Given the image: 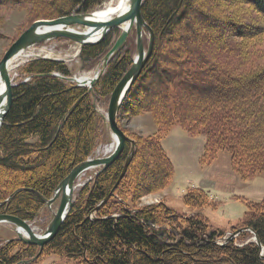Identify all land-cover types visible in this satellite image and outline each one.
<instances>
[{
  "label": "trees",
  "instance_id": "trees-1",
  "mask_svg": "<svg viewBox=\"0 0 264 264\" xmlns=\"http://www.w3.org/2000/svg\"><path fill=\"white\" fill-rule=\"evenodd\" d=\"M103 1L68 0V7L75 9L79 6L80 11L87 12ZM240 1L252 5L264 16V0ZM141 15L153 32L152 53L156 42L160 43V27L162 36H169L175 32L180 20L190 17L185 23L189 30L182 36L184 45L170 53L178 57V61L173 60V69L164 71L161 77L168 80V85L161 84L165 103L160 106L159 132H165L175 123L174 120L192 135L204 134L203 162L209 163L218 152L226 151L232 169L241 178L264 173V65L257 66L255 56V61L247 64L255 66L256 70L236 67L248 53L233 41L229 42V49L233 52H227L221 60H210L209 53L200 44L203 37L193 36L195 32L190 25L198 18L218 22L221 28L215 38L225 35V24L235 28L233 30L239 37L254 35L253 31L249 32L251 27L232 20H218L213 13L211 16L200 10L194 0H145ZM108 45L107 36L98 43L85 45L81 59L86 62L99 57ZM134 50L135 44H129L124 58L109 63L98 90L103 89L109 94L113 91L132 65ZM151 56L125 99L146 72L150 78L155 73L160 60L155 62ZM25 72L32 78L11 89V104L0 126V168L8 171L22 169L31 173L33 180H28L25 188L15 191L16 188L3 196L0 214L32 221L44 208L43 199L51 198L58 184L77 164L88 158L98 121L86 88L65 86L57 77L48 75L53 72L64 76L69 74L59 62L35 60L26 66ZM191 104L194 107L201 105L197 112L190 114ZM120 111L121 107L119 114ZM160 136L151 140L150 145L152 154L163 165L157 180L168 183L173 168ZM133 140L131 162L139 152V144ZM130 149L131 142H125L119 157L81 187L79 201L74 200L44 250L87 264H264L261 249L255 242L239 246L233 240L216 243L218 232L209 229L206 217L199 212L181 217L160 202L158 208L149 207L131 214L125 199L116 192L111 199L120 207L118 211L108 212L103 207L96 210L112 191ZM138 173L135 179H139ZM207 196L203 189H198L186 193L183 200L188 207L201 208L206 204ZM92 211L97 213L94 218H90ZM161 215L164 216L163 222ZM180 219H183L182 223ZM166 220L169 224L165 223ZM159 221L160 227L156 229ZM245 225L264 247V206L256 205ZM13 244L20 245L21 252L10 253L8 246ZM37 248L18 238L0 242V264H16L35 254Z\"/></svg>",
  "mask_w": 264,
  "mask_h": 264
},
{
  "label": "rangeland",
  "instance_id": "rangeland-1",
  "mask_svg": "<svg viewBox=\"0 0 264 264\" xmlns=\"http://www.w3.org/2000/svg\"><path fill=\"white\" fill-rule=\"evenodd\" d=\"M114 1L104 0L85 12L80 11L79 6L75 9H70L68 0H0V60L10 45L32 24L76 13H93L103 8L106 4L114 3ZM194 2L200 10L207 12L211 16L213 13L218 20H232L248 24L252 29L249 32L253 31L255 33L252 36L239 37L233 30L235 28L225 24V35H219V37L215 38L214 35L221 28L218 22L213 23L208 18H201V20L198 18L197 20L199 21L192 22L193 24L190 25V28L195 32L192 34L193 36L200 35V37H203L200 40V44L209 53L210 60H221L227 52H233V50L229 49V42L233 41L248 53L244 54L245 59L241 61V65L236 67L240 66L239 68L242 67L244 70H248L249 67L256 70L255 66L248 65L252 60L255 61V56L257 57V66L258 64L260 66L264 65V16L257 12L252 5H247L240 0H194ZM63 12H69V14L65 15ZM189 20V16L180 20L175 32L169 36L167 34L162 36L163 30L161 27L158 29L160 43L156 42L154 51L153 53L151 52L152 56L150 55L151 60L153 59L155 62L160 60L158 61L157 69L151 78L148 74L149 72H146L143 78L136 82L129 96L126 99L124 98L125 101L123 99L120 105L121 111L120 114L119 112L117 114V125L129 138L130 142L134 143L133 139L137 140L139 152L135 155L133 162L130 160L122 175L121 171V177L119 176L112 188L113 194L115 192L119 193L125 199L128 204L126 206L132 212L131 214H134L136 210L149 207L158 208L160 202H164L172 212L181 217L190 215L193 212H199L206 217L209 229L218 232L215 237V242L218 244H224L230 240H233L235 245L238 246L248 242H255L253 232L245 223L249 220L256 205L264 206V173H256L241 178L232 169L230 155L226 151L218 152L209 163L203 162L204 134L192 135L174 120L172 121L175 123L168 127L165 132H159L160 114L162 112L160 106L165 103V92L162 85H168V80L161 79V77L164 71L173 69V60L178 61V57H174L170 53H173L177 47L184 45L182 36L189 30V27L185 28V23ZM72 26L71 29L77 31L85 29L83 25ZM122 32V25L119 28H112L106 35L109 37V45L106 51L90 61L84 62L81 59L80 54L84 46L80 48L78 43L68 38L57 37L27 47L22 55L18 56L7 69L9 82L14 87L20 82L31 80L32 75L25 72L26 66L30 62L41 59L56 61L64 66L69 74L64 76L58 72H53L48 74L49 76L57 77L63 81L65 86H77L87 89L98 121L96 137L87 159L105 158L115 148L114 136L106 119L112 92L109 94L103 89L98 90L97 86L107 71L109 63L117 58H124L128 52L129 44H135L132 60L136 56V31L135 27H133L127 33L122 46L106 57ZM143 44L146 49L148 44V32L146 30L143 33ZM138 77L140 79V76ZM191 106L194 107V104H191ZM199 106L191 107L190 114L198 109ZM158 134L161 135L162 147L173 168L172 177L168 183L163 180L158 182L157 180L162 173L163 165L152 154V146L150 144L151 140L156 136L159 137ZM100 169L101 167L92 168L78 177L74 184L73 202L75 199L79 201V190L88 181H91L100 172ZM139 171L140 173H138ZM136 173H138L139 179L134 178ZM28 180H33L31 173H26L22 169L8 171L0 168V201L3 196L11 193L14 189L18 188L15 191H19L25 188ZM198 189H203L207 193L206 204L201 206V208L188 207L183 200L184 195L189 191L193 192ZM58 204L59 198L51 206L45 203L44 208L34 220L25 221L31 224L34 232L43 234ZM100 207H103L108 212L120 209L109 194L97 205L96 210ZM96 215V211H92L90 218H94ZM161 216L160 219L163 222L164 216ZM161 221L157 222L156 229L160 227ZM180 222L182 223L183 219H180ZM165 223L169 224V221L166 220ZM222 232H224L223 235H220ZM241 233L242 235H239ZM16 237L14 225L9 223L0 224V242L14 240ZM36 246L38 248L35 254L21 259L16 264H87L79 260L66 258L47 249L44 250L45 245L43 247ZM21 250L22 248L18 244L8 246L10 253L21 252ZM261 252L264 255V251L262 250Z\"/></svg>",
  "mask_w": 264,
  "mask_h": 264
},
{
  "label": "water",
  "instance_id": "water-1",
  "mask_svg": "<svg viewBox=\"0 0 264 264\" xmlns=\"http://www.w3.org/2000/svg\"><path fill=\"white\" fill-rule=\"evenodd\" d=\"M143 0H129V8L115 15L109 20H94L90 19L92 13H76L68 16L59 17L53 20L47 21H39L32 24L28 29H26L6 50L4 55L0 60V83H3L4 89L0 96V126L3 122V119L6 113L9 110L11 104V86L9 82V78L7 75V64L9 60L19 51L25 49L27 46L35 43H39L44 41V39L48 38H57V37H65L70 39L71 41H81V48L88 44H94L102 40L107 33L112 28H119L123 23L128 22V30H123L122 34L117 39L114 46L107 53L106 57L110 56L116 50H118L127 37V33L135 27L136 31V56L133 60L132 65L127 70V72L122 76L119 82L114 87L108 104L107 109V121L109 124V128L116 138L114 151L105 158H95V159H86L85 161L77 164L71 172L64 178L60 184L57 186L56 190L53 193V197L51 199H43L44 203L51 206V204L59 198V204L56 211H53V217L46 227L43 234L38 235L33 231L30 223L25 220H22L18 217L8 215V214H0V224L1 223H9L15 226V231L17 238L26 244H34L39 247H43L59 230L61 224L63 223L69 209L72 206L73 202V191L74 184L78 177L84 172L95 168L101 167L99 171L108 167L114 160H116L120 153L123 150L125 142L129 141V138L121 131V129L117 125V114L120 108V105L125 98V95L129 91L130 87L134 83V81L139 76L144 64L148 60L151 55L153 48V32L148 24L145 22L141 15V6ZM53 25H61V26H72V25H83L85 28L90 26L89 31H92L96 34L100 33L99 37L95 40H85L82 41V36L76 34H70L67 30L64 31H50L43 32L40 34H35L42 27H48ZM148 32V44L145 49L143 44V33L144 31ZM93 81V80H92ZM132 143L131 153L129 154L123 169L122 173L126 170L128 163L131 160L134 143ZM121 177V176H120ZM113 195V190L109 194ZM22 229V230H21ZM24 231V232H23ZM242 231V230H239ZM254 241L260 247L261 251H264V247L260 244L256 235H254ZM262 259H264V255L262 252L260 253Z\"/></svg>",
  "mask_w": 264,
  "mask_h": 264
},
{
  "label": "bare ground",
  "instance_id": "bare-ground-1",
  "mask_svg": "<svg viewBox=\"0 0 264 264\" xmlns=\"http://www.w3.org/2000/svg\"><path fill=\"white\" fill-rule=\"evenodd\" d=\"M127 8H129V0H115L114 3L106 4L103 8H100L96 12H93L90 19L103 20V21L109 20L112 17H114L115 15L119 14L120 12L126 10ZM77 26H80V25H77ZM72 27L73 26L65 27V26H61V25H53V26H48V27L44 26V27L40 28L38 31H36L35 34H40V33H43V32L47 33V32H50V31H64V30H67L68 32H70V34H74V35L78 34V35L82 36V39H81L82 41L95 40L100 35V33L96 34V33L92 32V31H89L91 29V28H89L90 26H88L85 29H83V31H77V30L71 29ZM122 29L123 30H128V22L123 23ZM48 39H52V38H48ZM44 40H47V39H44ZM73 42L78 43L80 45V48H81V41L73 40ZM33 44H35V43H33ZM33 44H31V45H33ZM31 45H29V46H31ZM29 46H27V47H29ZM80 48H79V50H80ZM25 49H23V50L19 51L18 53H16L9 60V62L7 64V69L13 64L12 62H14L16 60V58H18V56L22 55V53L24 52ZM81 82H83V81H81ZM3 89H4L3 83H0V96H1V94L3 92ZM126 95H125V97H126ZM118 112H119V110H118ZM115 143H116V138L114 136V145H115Z\"/></svg>",
  "mask_w": 264,
  "mask_h": 264
}]
</instances>
